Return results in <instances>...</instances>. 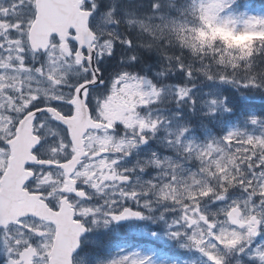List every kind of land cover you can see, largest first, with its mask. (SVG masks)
Wrapping results in <instances>:
<instances>
[{"label":"snow or ice","instance_id":"1","mask_svg":"<svg viewBox=\"0 0 264 264\" xmlns=\"http://www.w3.org/2000/svg\"><path fill=\"white\" fill-rule=\"evenodd\" d=\"M0 264H264V0H0Z\"/></svg>","mask_w":264,"mask_h":264}]
</instances>
